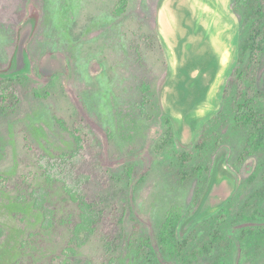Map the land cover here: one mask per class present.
Returning a JSON list of instances; mask_svg holds the SVG:
<instances>
[{"label": "rangeland", "instance_id": "1", "mask_svg": "<svg viewBox=\"0 0 264 264\" xmlns=\"http://www.w3.org/2000/svg\"><path fill=\"white\" fill-rule=\"evenodd\" d=\"M127 1L121 13L122 0H0V70L11 64L21 25L29 15L36 17L27 45L30 75L0 80V85L16 82L19 97L10 114L0 110V264H145L139 243L150 239L158 245L162 223L175 206L187 227L226 205L225 238L240 236L248 224H264V218H254L256 209L264 211V149L240 159L247 130L232 112L207 145L203 164L210 173L180 180L176 152L193 147L201 117L190 120V135L181 136L180 130L179 141L165 144L170 113L162 91L173 55L160 24L164 0ZM208 1L227 23L221 38L230 60L214 92L213 113L223 108L220 97L239 50L243 11L233 0ZM50 53L64 56L66 71L43 73L42 59ZM146 85L151 89L144 91ZM258 86L264 90V54ZM78 130L97 137L101 164L119 176L118 187L130 195L115 251L107 250L100 234L82 237L81 246L74 242L79 208L60 181L52 183L61 171L74 180L92 163L88 150L75 152ZM40 187L50 191L56 226H45L44 212L35 206ZM199 188H207L201 200ZM210 232L198 225L186 252L210 245ZM220 252L217 246L214 256L202 254L188 264H264V239L248 241L242 253L234 245L223 260ZM162 259L182 264L177 255Z\"/></svg>", "mask_w": 264, "mask_h": 264}, {"label": "trees", "instance_id": "2", "mask_svg": "<svg viewBox=\"0 0 264 264\" xmlns=\"http://www.w3.org/2000/svg\"><path fill=\"white\" fill-rule=\"evenodd\" d=\"M127 4V0H122L119 12L122 13ZM232 5L235 9L243 11L240 27L242 37L238 44V53L220 97L225 109L222 108L201 118V131L196 137L193 147L176 152V158L182 168L179 176L183 182L198 175L210 173L211 168L209 165L203 164V157L207 151L208 143L217 133L216 128L228 119L229 112H232L236 122L247 130L246 143L240 159L244 160L264 149V107L261 105L264 103V90L258 86V74L264 54V0H233ZM33 16L36 22V17L34 14ZM31 69L30 58L27 55V66L24 70L10 76L0 75V80H14L24 75H30ZM15 87L16 82L12 80L8 84L0 85V110L4 113L10 114L19 102ZM163 87L164 85L160 88L159 94ZM150 89V85H146L144 91ZM166 116L167 129L163 141L165 144H171L181 139L180 128L178 121L173 116L170 114ZM74 138L77 143L75 152H81L83 149L88 150L92 163L87 171L76 175L74 180L65 178L61 171L62 177L57 175L56 178H53L52 183L60 181L67 195L79 208V217L75 219L72 228L74 242L81 246L83 244L82 237L88 238L100 234L107 250L115 251L118 249V242L124 236L122 224L130 195L118 187L119 176L110 167L101 164L103 147L97 137L87 130H78L76 134L74 133ZM87 144L96 146L85 147ZM72 154L71 156H74V153ZM50 180L52 179L50 178ZM198 190L200 191L198 192ZM206 192L207 188L197 189V194H199L197 199L201 200ZM35 193V206L43 210L45 226H56L57 210L51 206L48 199L50 191L40 187L35 189ZM261 194L264 195V193ZM107 197H110V200L113 199L112 203L114 204H109L106 200ZM51 207L53 208L51 209ZM228 210L226 205H223L211 215L184 227L183 211L180 207L175 206L169 210L162 223L158 233V245L150 239H143L137 249L138 255L144 258L145 264H165L162 259L164 255L169 257L177 255L182 264H188L193 260H199L202 254L214 256L218 246L221 251L219 255L221 254L223 260L231 255L234 245L242 253L248 241L251 240L259 244L264 239V224L253 223L244 226L240 236L225 238L223 226L229 217ZM261 217L264 218V211L256 209L254 218L257 220ZM200 224L210 227L211 243L203 245L199 250L186 252Z\"/></svg>", "mask_w": 264, "mask_h": 264}, {"label": "water", "instance_id": "3", "mask_svg": "<svg viewBox=\"0 0 264 264\" xmlns=\"http://www.w3.org/2000/svg\"><path fill=\"white\" fill-rule=\"evenodd\" d=\"M210 3L208 0H164L160 9L162 35L173 55L172 74L162 91V102L178 121L181 136L191 134V119L212 113L215 89L230 63L229 56L228 60L224 59L223 48L215 38L217 34L221 37L227 23ZM34 30L31 14L21 25L10 66L0 70V75L10 76L25 69L27 45ZM41 65L43 73L51 75L66 71L67 62L60 53H50Z\"/></svg>", "mask_w": 264, "mask_h": 264}, {"label": "bare ground", "instance_id": "4", "mask_svg": "<svg viewBox=\"0 0 264 264\" xmlns=\"http://www.w3.org/2000/svg\"><path fill=\"white\" fill-rule=\"evenodd\" d=\"M216 40H217V42L219 43V45L223 48V50H222V54H223V57H224V59L226 60H228V52H227V48H226V46H225V43H223V41H222V39H221V37L219 36V34H217L216 35Z\"/></svg>", "mask_w": 264, "mask_h": 264}, {"label": "flooded vegetation", "instance_id": "5", "mask_svg": "<svg viewBox=\"0 0 264 264\" xmlns=\"http://www.w3.org/2000/svg\"><path fill=\"white\" fill-rule=\"evenodd\" d=\"M245 146V145H244Z\"/></svg>", "mask_w": 264, "mask_h": 264}]
</instances>
